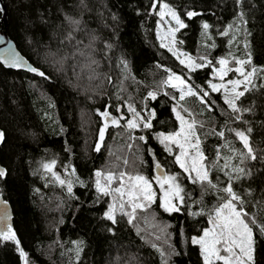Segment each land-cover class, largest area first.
I'll return each instance as SVG.
<instances>
[{
	"label": "trees",
	"instance_id": "obj_1",
	"mask_svg": "<svg viewBox=\"0 0 264 264\" xmlns=\"http://www.w3.org/2000/svg\"><path fill=\"white\" fill-rule=\"evenodd\" d=\"M3 2L7 33L47 79L0 63V128L5 133L0 163L7 171L0 179V191L12 206L13 230L26 253L21 260L14 242H0V264H203L199 246L191 243V237L201 235L208 227L207 208L218 203L207 186L202 193L199 185L186 180V174L180 177L187 193L185 205L200 214L189 215L185 205L180 212L168 213L156 200L155 212L169 225L171 253L167 256L144 239L124 215H116L115 224L107 220L103 212L110 199L98 194L94 184L96 170H103L118 155L125 159L129 150L123 147L132 136L137 147L133 154H140L142 169L149 178L157 175L153 161H159L170 173H181L157 137L160 132L179 127L171 112L173 103L178 106L179 93L161 81L167 79L166 69H171L186 79L190 76L189 83L207 88L206 81L214 80L211 67L189 73L175 56L160 47L158 17L155 9H150L151 0ZM163 2L173 7L186 25L176 33L180 50L197 62L206 55L215 67L219 66L218 58L235 62L234 57L246 59L250 53L251 64L245 66L247 70L257 69L249 90L237 100L241 108L238 113L233 114L224 104L222 91L210 92V99L217 102L211 112L195 97H186L182 104L189 106L203 124L199 129L201 147L213 183H217V176L227 182L219 170L226 159L229 168L225 171L244 169L243 174L232 172L240 176L233 187L241 196L247 218L256 222L250 223L255 264H264V0H240L239 4L237 0ZM189 10L198 15L189 19L185 15ZM238 13H243L246 23L240 21ZM65 17L80 23L70 24ZM204 22L210 26L207 30L202 27ZM238 22L239 31H235ZM3 26L0 6V31ZM225 28H229L227 35H221ZM233 35L235 39L229 44ZM124 60L127 68L121 62ZM149 90L158 91L156 100L147 97ZM164 92L175 95L176 100ZM120 104L127 118L128 105L141 113L155 109L152 127L142 126L130 133L120 120L119 126L107 128L97 151L98 131L104 123L97 109L103 111L107 106L111 115L119 118L116 108ZM235 115L241 119L236 120ZM221 130L223 137L218 135ZM230 130L247 135L255 159L248 156L235 131ZM140 135L146 141H140ZM52 160L56 161L53 171L61 179L74 181L71 194L42 167ZM73 168L75 176H69ZM77 177L83 186L75 182Z\"/></svg>",
	"mask_w": 264,
	"mask_h": 264
},
{
	"label": "snow or ice",
	"instance_id": "obj_2",
	"mask_svg": "<svg viewBox=\"0 0 264 264\" xmlns=\"http://www.w3.org/2000/svg\"><path fill=\"white\" fill-rule=\"evenodd\" d=\"M240 0H237V4ZM159 7V11L156 13L161 20L157 22V39L160 40V47L166 48L173 56L179 60L180 65H184L189 73L194 72L196 69H201L206 66L211 67V75L218 78L219 83H213L212 80L206 81L207 88L200 85H195L189 83L191 77L187 79L179 74H176L171 69H166L168 72L167 79L161 81L162 85H169L172 89L178 90L179 100L183 101L185 97H195L199 100L200 104L203 105L209 112L212 111L214 105H216L215 100L210 99V92L217 93L223 89V102L232 110V113H238L241 108L237 105V100L244 96V93L249 90V85L252 84V78L256 74L257 69L252 67L251 70L245 69L246 64H251V54L248 53L246 59H241L234 57L235 68L229 67V60L227 58H218L216 63L219 67H215L208 59L206 55L199 57L200 62H195L191 56L187 59H182L183 53L179 52L175 45L177 44L176 33L185 28L186 25L181 19L177 11L171 7L168 3L163 2V0H151L150 9L154 10ZM185 15L191 19L193 16L198 15L195 11H186ZM240 21L246 23L243 20V13H238ZM170 17V20H165V17ZM65 19L73 25H79L78 20H74L71 17H65ZM115 19V17H114ZM163 21L168 24L169 27L164 32L163 35L160 34L159 28L160 23ZM174 21L175 26L171 25ZM204 30H207L210 26L207 22L202 25ZM231 25L229 26V28ZM229 28H225L221 35H227ZM235 31H239V22ZM94 40L95 37H92ZM235 39V35L232 39L228 41L229 44ZM183 43V41H180ZM91 45H89L90 47ZM106 47L110 48V44H105ZM211 47V46H210ZM245 48L247 49V41H245ZM6 64H10L11 67L20 68L27 67L28 71L36 73L40 77L46 78L47 76L44 71L37 67H32L26 64V62L21 61L19 56H14L8 60L4 61ZM125 68H127V61H121ZM95 63V61H93ZM163 67V65H160ZM229 72H234L238 74L241 79H228L225 81V77ZM111 78L109 77V80ZM243 85V91H237L240 86ZM256 87V85H252ZM210 90V91H209ZM163 91V88L160 89ZM165 96H171L173 101L176 100L175 95L164 92ZM158 96V91L149 90L147 92V97H151L152 100H156ZM145 97V99H147ZM182 107V106H181ZM117 112H120V106L116 108ZM128 111L132 114V118L127 119L126 127L127 129H137L141 125L144 129H150L152 127L151 120L155 116V109H149L146 116H142L139 111H137L131 105H128ZM183 111L188 112L192 115L191 111L184 108ZM243 111H249L248 108H244ZM100 118L104 123L99 127L98 135L99 139L96 141V150H100L101 142L104 140L105 130L109 124L117 125L119 120L124 119L121 115L119 119L111 115L108 111L107 106L103 111L97 109ZM171 112L175 114L176 121L179 122V127L173 131L167 133L160 132L157 134L160 144L164 145V150L169 153L170 156L174 157L173 163L182 170L181 173H171L156 176L155 182L159 188V207L165 212L173 213L180 212L181 206L185 205L187 193H185L184 187L180 183V177L186 174V180L191 184H199L203 191L211 189L214 194H216V203L213 207L207 208L208 217V227L203 228L201 235H194L191 237V243L193 245H198L200 250V255L203 258V264H216L217 261H222L223 264H255L254 258V239H253V228L250 227V223L255 224V220L247 221V213L243 208V201L241 196L234 190L233 181L239 179V175H232V172L238 174H243V168H233L229 171L225 169L229 168L227 159L223 168L219 170L223 172L224 176L227 177V182H221L219 176L216 177L217 183H213L210 178L209 172L210 168L206 167L204 161L207 159L204 152L200 148V139L195 132V120L189 121L181 114L178 110L177 104L173 103L171 106ZM203 114V113H201ZM236 120H240L239 115H235ZM203 127V124H201ZM235 131V136L240 140L243 148L247 150L248 156L251 159H255V155L252 152V148L249 144V139L243 131ZM219 136L223 137L224 132L221 130L218 133ZM5 134L0 130V142H3ZM140 141H146L144 135L138 137ZM175 146L178 151H173L171 146ZM227 146V145H226ZM235 154L234 149H229ZM148 152L151 154L152 150L149 148ZM219 151L217 152V158H219ZM241 159H243V153H241ZM157 171L161 170V164L159 161H153ZM56 164L55 160L43 163L42 167L46 172H51L52 176L60 185H66L69 194L72 193V185L74 181L72 179H61V177L53 171V166ZM67 171V167H66ZM119 187L112 189L110 185L112 181L117 178V174L113 172L102 173L100 170L95 171V189L98 194H104L111 196L113 192L119 194V206L115 203H109L107 210L103 212V216L111 221L113 224L116 223L115 212L120 211L123 215L128 217V222L132 223L134 215L137 209L144 210L149 205H151L157 198V192L154 190L152 182L142 174H128L126 172H119ZM69 176H75V169L73 168ZM127 176V180L125 177ZM6 177V170L0 167V179ZM102 178L104 183H102ZM81 186H83V181L77 180ZM223 184V186H221ZM191 199V197H188ZM115 199V198H114ZM99 198L97 197V201ZM196 202V201H194ZM0 205H3L5 209L7 208L8 201L0 199ZM186 210H188L189 215L200 214L193 213L190 210V206L185 205ZM207 207L206 205L204 206ZM126 209H130L126 210ZM204 209H201V212ZM8 215L7 212L0 213V242L12 241L15 243L21 260L26 256V253L20 248V242L16 236L15 231L11 225L7 224ZM108 231H112L111 228ZM261 232L264 233V226L261 227ZM75 243V242H74ZM155 247V245H153ZM223 252V254H221ZM174 255H180L179 252H173ZM163 256V253H161Z\"/></svg>",
	"mask_w": 264,
	"mask_h": 264
},
{
	"label": "rangeland",
	"instance_id": "obj_3",
	"mask_svg": "<svg viewBox=\"0 0 264 264\" xmlns=\"http://www.w3.org/2000/svg\"><path fill=\"white\" fill-rule=\"evenodd\" d=\"M155 11H156V13L159 11L158 5H157V8L155 9ZM157 17H158V21H160L161 18L158 15H157ZM164 19L170 20V17L166 16ZM171 25L175 26L174 21L171 22ZM168 27H169L168 24H165L163 21H161L160 28H159L160 34L163 35ZM157 31H158V29H157ZM175 47L177 48V50L179 52L183 53V55L181 56L182 59H187L188 56H191L190 54L184 52L183 50H180L176 45H175ZM192 59L195 62H197L193 57H192ZM228 60H229V67H232L234 69L235 68V62L230 61V59H228ZM244 67H245V69H247L246 66H244ZM224 79H225V81H227L228 79H241V77L238 74H235L234 72H229V74ZM253 79H254V76L252 78V81H253ZM212 82L213 83H219V80H218V78L214 77V80H212ZM250 85H249V87H250ZM176 91H178V90H176ZM220 91L223 92V89H221ZM237 91H243V85H241L240 88L237 89ZM177 108L179 111H181V114L185 117V119L189 120L190 122L193 120H195L197 122L195 124V132H196V135L199 137L200 142H201L202 135L199 133V129H201V125H200L201 120L196 116V114L192 111V109L189 106L182 104V101H180V100H178ZM184 108L189 109L191 111L192 115H189L188 112L183 111ZM147 114L148 113H146V112L141 113L142 116L147 115ZM130 118H132V114L129 112L128 118H126L123 122V124H124L123 129L127 132L133 133L135 130L140 129L142 127V125L137 129H132V130L127 129L126 122H127V119H130ZM120 124H121V121L119 120V123L117 125H112V126H119ZM110 126H111V124H109L107 126V128ZM107 128H106V130H107ZM106 130H105V132H106ZM133 139H134V137L132 136V140L128 141L127 147H123V149H125L126 151H127V149L129 150V153H126V156H124L125 159H122L121 156L118 155L117 159L114 158V159H112L113 161L112 160L109 161L105 165V168L103 170H100V171L102 173L113 172V173L117 174V178L114 179L112 181V184L110 185V187L112 189L119 187V175L118 174H119V172H122V171L126 172L128 174H132V175L142 174L152 182L153 188L157 192V198L154 200V202L151 205H149L144 210H140V209L136 210L132 224H134V226L136 227L137 230L141 231L140 232L142 234L141 236L144 239H146L149 243L156 245L159 248H161L163 253L168 256L171 253V241H170V234H169V225L165 221L160 220V218L158 217L157 213L154 210V204H155L156 200L159 199L158 198L159 197V188H158V185H156V182L154 179L155 176H157V175H155L154 178L151 179L144 173L142 166H141V164L143 163V160H142V158H140L141 157L140 154L138 152H136V155L133 154V150L135 148L137 149L136 144L133 143ZM121 147H122V145H121ZM171 147H172V150L174 152L178 151V149H176L174 145ZM200 148L202 150L201 143H200ZM204 164L206 167L209 168V166H208L209 164H207L206 160L204 161ZM163 167L166 170V174H171L165 168V166H163ZM61 178H63V177H61ZM95 179H96V177H95ZM125 180H127V176L125 177ZM102 183H104L103 178H102ZM197 185H199V184H197ZM108 197L110 199V203H115L117 205V207L119 206V194L118 193L113 192L112 195L108 196ZM126 210L130 211V209H126ZM116 215H123V214L120 211H116L115 216ZM125 217L128 219L127 216H125ZM247 221L250 222L248 218H247ZM250 227H251V224H250ZM221 254H223V252Z\"/></svg>",
	"mask_w": 264,
	"mask_h": 264
},
{
	"label": "water",
	"instance_id": "obj_4",
	"mask_svg": "<svg viewBox=\"0 0 264 264\" xmlns=\"http://www.w3.org/2000/svg\"><path fill=\"white\" fill-rule=\"evenodd\" d=\"M0 6L2 9V22L4 24V26L2 27V29L0 31V63L6 68H10V69H14V70H22V71H26L28 73L37 75L36 73H32V72L28 71L27 67L14 68V67H11L10 64H6L4 62L5 60H8L14 56H19L21 61L26 62L27 65L32 66V67H36L25 55H23L21 53V51L18 49L15 42L11 39V37L7 33L6 27L8 24V16H7V12H6V8H5L3 0H0ZM119 106H120V112H118V114H119V117L121 115L124 116V119L121 120V121H124L127 118V116L123 112V106L121 104ZM0 130L3 131V129H1V128H0ZM2 143L3 142H0V144H2ZM0 167H3L6 170V168L1 163H0ZM155 172H156L157 176L161 175L162 173L166 174V170L164 169V167L162 165H161V170L157 171L155 168ZM6 173H7V171H6ZM0 199L6 200L3 196V194L1 193V191H0ZM5 211L7 212V215H8L7 224L11 225V227L13 228L14 214H13L12 206H11L9 201H8V205H7L6 209L3 205H0V213H3Z\"/></svg>",
	"mask_w": 264,
	"mask_h": 264
}]
</instances>
